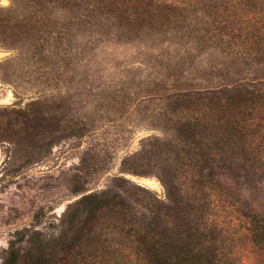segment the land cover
Returning a JSON list of instances; mask_svg holds the SVG:
<instances>
[{
	"label": "rangeland",
	"instance_id": "rangeland-1",
	"mask_svg": "<svg viewBox=\"0 0 264 264\" xmlns=\"http://www.w3.org/2000/svg\"><path fill=\"white\" fill-rule=\"evenodd\" d=\"M17 1L0 0V264L17 231L33 228L56 237L67 228L71 217L65 212L81 197L77 191L111 189L148 215L133 192L114 186L116 178L148 188L145 202L162 207L175 187L196 192L202 154L183 129L189 125L183 108L188 97L181 94L208 84L199 79L202 72L212 78L188 12L168 24L156 14L134 22L128 17L133 7L122 18L109 11L90 23L76 12L67 22L60 58L18 59L10 26L19 14L9 11ZM247 105L240 141L247 150L237 145L230 156L247 165L231 168L228 176L242 180L250 202L264 214L262 129ZM231 115L240 119L237 111ZM203 148L207 158L218 152L211 139ZM254 148L255 154H243ZM208 186L210 224L221 230L216 239L228 264H264L242 205ZM109 222V215L101 220ZM103 227L88 236L78 233V239L71 227V249H52L51 264H138L133 255L120 256L117 240L106 241ZM22 246L30 248L28 242Z\"/></svg>",
	"mask_w": 264,
	"mask_h": 264
},
{
	"label": "trees",
	"instance_id": "trees-1",
	"mask_svg": "<svg viewBox=\"0 0 264 264\" xmlns=\"http://www.w3.org/2000/svg\"><path fill=\"white\" fill-rule=\"evenodd\" d=\"M130 7L133 8L128 17L134 22L136 16L141 20L156 14L168 24L171 21L166 20L183 18L182 14L187 17L188 12L193 17L191 27L196 25L199 42L206 47L207 54L201 57L212 78L202 72L199 79L204 78L208 84L201 82L181 94L188 97L183 98L188 99L183 108L188 116L185 124L190 125L183 129L189 131L202 154L200 174L195 182L197 191L191 195L175 187L169 205L162 207L159 202L156 205L145 202L142 194L149 193L148 188L116 178L114 186L133 192L142 201V207L150 211L149 215L129 206L111 189L77 191L81 197L65 212L71 217L67 228L56 237L33 228L17 231L15 239L9 242L3 264H19L22 259L25 264H51L52 249H71L74 238L70 228L74 226L77 239L82 234L90 235L97 226H104L101 233L105 240L116 239L120 256L133 255L138 264H228L225 249L216 239L221 230L210 224L214 204L208 194L213 189L209 184L216 185L235 204L242 205L252 241L264 251V214L250 202L242 180L228 176L231 168L247 165L237 164V158H231L235 156L232 150L235 146L247 150L240 142L244 140L241 125L247 103L259 115L260 140L264 142V116H261L264 112V0H18L9 10L19 14L10 26L17 38L11 49L18 59L60 58L73 13L80 12L90 23L109 11L122 18L125 9ZM24 11L26 16L22 14ZM31 19L34 24H29ZM233 111H237L239 120L231 115ZM207 139L214 141L218 151L212 158L203 152ZM253 152L257 150L250 149L243 154ZM107 215L110 222L104 225L101 220ZM126 217L131 220L123 222ZM24 242L30 244L27 251L23 250Z\"/></svg>",
	"mask_w": 264,
	"mask_h": 264
}]
</instances>
